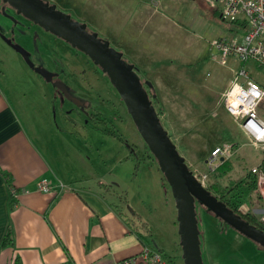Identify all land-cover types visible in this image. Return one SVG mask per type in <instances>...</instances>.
Listing matches in <instances>:
<instances>
[{
	"label": "rangeland",
	"instance_id": "1",
	"mask_svg": "<svg viewBox=\"0 0 264 264\" xmlns=\"http://www.w3.org/2000/svg\"><path fill=\"white\" fill-rule=\"evenodd\" d=\"M45 1L70 14L72 19L87 24L90 31L97 32L99 37L108 40L113 48L124 54L127 62L135 65V70L146 89L152 90L153 105L156 110H162L161 122L192 170L207 173L206 160L216 146L223 143L238 144L235 153L227 159L233 161L232 169L224 176L215 177L210 174L208 187L211 190H214L213 184L221 192L223 188L220 185H228L233 179H246L249 169L262 161L264 151L250 143L244 130L224 106L215 103L213 108H203L198 101H190L189 108H185L184 111L179 108L182 114L185 113L187 116L185 123L175 124L176 109L166 108L164 105L162 107L159 100L165 95L163 89H175L178 86L176 76L183 72H193L199 75V78L210 71L212 74L216 72L221 75L223 81H227L231 76L228 70L236 68L235 66L241 68V63L234 59H230L228 65L222 66L209 58L212 40L222 37L230 39L243 33L239 25L236 26L221 18L220 9L212 8L205 0H164V7H161L163 12L184 22L186 30L182 45L192 44L196 51L192 50L193 56L188 59L181 56L188 48L176 52L177 59H157L156 40L167 39L177 44L176 37L179 33L174 37L152 35L150 39H145L147 48L143 52L142 62L140 53L136 51L134 39H130L128 43L124 42L123 48L115 42L117 34L110 27V12L98 6V3L92 0ZM148 1L155 3L154 0ZM10 9L12 7L0 0V86L26 127L32 132L38 131L42 135L40 143L44 145L47 135L42 134L41 130L51 129L50 132L54 137L61 138L57 134V128L62 130V127L67 126L65 119L74 118L84 125L88 123L85 127L82 125L78 130L71 131H74L85 144L80 152L89 157L93 167L92 174L87 175L86 178L92 185H96L95 190L104 192L108 198H117L122 203H126L130 209V211L126 210L128 215H133L131 212L135 213L134 210L142 215H154V229L156 225L163 224L166 218L167 223L175 224V229L178 231V210L172 188L109 77L101 68L96 67L86 54L80 53L81 56H78L71 52L77 50L70 43L46 32L32 21L23 19L14 12V9ZM15 18L19 22H16ZM33 33H39L51 41L49 47H44L47 64L42 62L36 48L29 49L28 41L35 36ZM7 36L29 51L33 66L7 43L5 40ZM22 36L28 38L24 39ZM36 37L34 39L38 40ZM52 45L54 49L50 48ZM64 47L71 51L65 50ZM40 50L43 51L42 46ZM61 57L65 59L63 61L65 65L61 62ZM45 66L54 68L53 70L68 83L79 85L81 91L92 92L88 94L91 100L95 93L93 101L96 103L94 108H98V119H83L79 117V107L75 106L71 99L67 98L68 101L64 98L62 101L61 97L65 95L63 90L55 81H48L39 72V69L46 68ZM243 66L254 80L264 85V71L257 63L250 61ZM65 69L63 75L62 70ZM148 82L149 86L146 85ZM214 112L216 115L213 116ZM260 114L264 117V103ZM59 148L67 151L63 144H60ZM67 148V154L77 152L68 144ZM78 162L81 165L83 161ZM252 198L255 199L256 196L253 195ZM249 199V195L246 196L244 203H247L248 207L252 206V212L259 216L261 212L259 208L262 209L263 206L253 200L250 202ZM206 209L200 204L197 205L201 229L200 240L206 264H264V248L238 230L211 216L212 214ZM128 215L126 216L131 219ZM141 227L143 228L144 225H140ZM177 231L178 243L174 244L172 249L166 248L163 254L172 258L173 264H184L183 248ZM162 234V239L166 243L170 242V232L165 231Z\"/></svg>",
	"mask_w": 264,
	"mask_h": 264
},
{
	"label": "crops",
	"instance_id": "2",
	"mask_svg": "<svg viewBox=\"0 0 264 264\" xmlns=\"http://www.w3.org/2000/svg\"><path fill=\"white\" fill-rule=\"evenodd\" d=\"M92 1L110 12V27L117 34L115 42L121 48L124 42L134 39L142 62L147 48L145 39L152 35L174 37L179 33L177 44L167 39L156 40L157 59H177L176 52L187 48L181 56L188 59L193 56L192 50L196 51L192 44L182 45L186 30L184 22L163 12L164 0H154L155 3L148 0ZM214 52L211 46V60ZM235 67L228 70L231 76L227 81H223L219 73L212 74L211 71L201 78L193 72L177 75L178 86L163 89L165 95L159 99L161 106L176 109L175 124L185 123L187 116L185 113L183 116L179 108L182 111L189 108L190 101H198L203 108H213L215 103L223 106V92L240 68ZM65 121V128H57L61 138L54 137L51 129L41 130L47 135L44 145L41 144L42 135L26 127L0 86V264H14L15 257H20L23 264H115L118 260L139 256L144 247L162 254L166 248L172 249L178 243L175 224L170 225L165 218L163 224L156 225L154 229V215H142L137 210H134L136 215L134 212L128 215L126 210L130 209L126 203L95 190L96 185L86 178L92 174L93 167L89 157L80 152L85 144L71 131L88 123L80 124L74 118ZM60 144L67 151L68 144L77 152L67 154L59 148ZM79 160L84 163L80 165ZM4 174L11 175L13 185L20 189L18 197L12 195ZM43 179L52 184L61 182L65 188L58 194L39 191V183ZM132 219L135 220L133 223ZM140 225L144 227L140 228ZM9 230L13 245L1 249ZM165 231L170 232L171 237L167 243L162 239ZM165 259L168 262L172 260L169 257ZM135 264L151 263L140 259Z\"/></svg>",
	"mask_w": 264,
	"mask_h": 264
},
{
	"label": "water",
	"instance_id": "3",
	"mask_svg": "<svg viewBox=\"0 0 264 264\" xmlns=\"http://www.w3.org/2000/svg\"><path fill=\"white\" fill-rule=\"evenodd\" d=\"M2 2L25 19L88 55L109 77L172 188L178 210V233L183 248L184 264H205L197 203L264 247V229L244 220L218 196L203 187L196 178L161 122L150 93L135 70V65L127 62L122 52L113 48L108 40L99 37L97 32L90 31L87 24L72 19L70 14L59 10L48 1L2 0ZM5 40L33 66L26 48L14 43L10 38L6 37ZM39 72L48 81L53 79L52 74L45 68H40ZM56 84L61 90L65 89L63 83ZM149 84L146 83L148 86ZM63 99L64 97H61L62 101Z\"/></svg>",
	"mask_w": 264,
	"mask_h": 264
},
{
	"label": "built area",
	"instance_id": "4",
	"mask_svg": "<svg viewBox=\"0 0 264 264\" xmlns=\"http://www.w3.org/2000/svg\"><path fill=\"white\" fill-rule=\"evenodd\" d=\"M205 1L212 8L220 9L221 18L224 21L235 24L244 23L245 25L241 36L230 39L222 37L211 42L212 48L215 49L212 59L222 66L228 65L230 59L241 63V68L236 71L229 87L223 92L222 104L226 111L239 123L250 143L264 151V117L260 114V109L264 103V85L254 80L243 66V64L254 61L264 71V0ZM234 144L223 143L210 152L206 160L207 173L192 170L203 187L208 188L210 174L216 172L226 157L235 153ZM249 173L255 181V189L249 200L263 206L258 221L264 226V167L262 161L253 165L249 169ZM38 188L39 191L45 193L58 194L65 186L61 182L52 184L47 179H43ZM24 192L27 193L29 190H24ZM12 195L18 197V190L15 186L12 188ZM253 195L256 196L255 199L252 198ZM247 205V203L241 205V213H253V207ZM262 209L259 208V210ZM140 259L150 261L153 264H170L161 252L148 247H144L139 256L124 258L116 261L115 264H135Z\"/></svg>",
	"mask_w": 264,
	"mask_h": 264
},
{
	"label": "trees",
	"instance_id": "5",
	"mask_svg": "<svg viewBox=\"0 0 264 264\" xmlns=\"http://www.w3.org/2000/svg\"><path fill=\"white\" fill-rule=\"evenodd\" d=\"M231 24H235V23H231ZM236 25H239L242 29L245 28L244 23H236ZM151 91L152 90H150L149 93H150V96L152 95L151 96V98H152L153 94H151L152 93ZM157 112H158L159 117L161 118L162 110L161 111L157 110ZM237 145L238 144H236V143L234 144V149L236 147H238ZM262 164L264 167V156L262 159ZM232 167H233V161L232 160L224 161L222 163V165H220L218 167L216 172L212 173V175L215 177L224 176L229 170L232 169ZM4 176L6 177L8 186L13 188L14 185H13V181H12V176L9 174H4ZM220 186L223 188V191H221V192L217 189V186L214 184H213L214 190H211L209 187L207 189L210 190L216 196H218L224 203H226V205L229 208H231L232 210H234L237 213V212H240L241 205L244 203L246 196L249 195V197H250L253 190L255 189V181L251 177L250 173H248L246 179H241V180L233 179V180H230L228 185H225V186L220 185ZM19 193H20V189H18V194ZM13 200H15V199H13ZM244 217L250 223L255 224L261 228H264V226L261 225V223H259L258 216L256 214L249 212V213H246ZM131 222L133 223L134 221L131 220ZM11 245H13V237H12L11 231L9 230L4 236V240H3V243L1 245V249L7 248ZM169 263L172 264V260H169ZM14 264H23L20 257H17V258L15 257Z\"/></svg>",
	"mask_w": 264,
	"mask_h": 264
},
{
	"label": "flooded vegetation",
	"instance_id": "6",
	"mask_svg": "<svg viewBox=\"0 0 264 264\" xmlns=\"http://www.w3.org/2000/svg\"><path fill=\"white\" fill-rule=\"evenodd\" d=\"M10 10H13V9H10ZM14 12H16L15 10H14ZM19 16H21L23 19H25L22 15H19ZM26 20V19H25ZM15 21L16 22H19L16 18H15ZM35 25H37V24H35ZM37 26H39V25H37ZM40 27V26H39ZM42 28V27H41ZM42 29H44V28H42ZM46 31V30H45ZM46 32H48V31H46ZM50 33V32H49ZM33 35H35L33 38H31V40H29L28 42H29V49L30 50H34V48H36L37 49V52H39V54H40V58H41V60H42V62L44 63V64H47L48 62V60H47V58H46V55H45V53H44V47L46 46V47H49L50 45H51V41L49 40V39H47L45 36H43V35H40L39 33H33ZM37 36V37H36ZM8 37V36H7ZM18 37H20V39H21V35H19ZM38 38V40H36V39H34V38ZM8 38H10V37H8ZM22 38H24V39H27L28 37H26V36H22ZM17 38L15 37V40H16ZM19 39V40H20ZM12 40V39H11ZM63 40V39H62ZM13 41V40H12ZM33 41V42H32ZM16 42V41H15ZM68 43V42H67ZM50 44V45H49ZM69 44V43H68ZM40 46H42V49H43V51H41L40 50ZM73 47V46H72ZM50 48H52V49H54V46L52 45V47H50ZM49 48V49H50ZM65 48V50H69V51H71L70 49H68V48H66V47H64ZM74 48V47H73ZM75 50H77L76 52H74V51H71V52H73L75 55H78V56H81L80 55V53H83V52H81L80 50H78V49H76V48H74ZM61 53V55L63 56V53L62 52H60ZM85 54V53H84ZM88 56V55H87ZM89 57V56H88ZM61 59V62L63 63V61H65V59L63 58V57H61L60 58ZM90 59V58H89ZM51 61V64H53L54 66H55V64L52 62V60H50ZM60 62V63H61ZM94 63V62H93ZM39 64H41V63H39ZM64 64V63H63ZM95 64V63H94ZM65 65V64H64ZM96 65V64H95ZM46 67V66H45ZM50 67V68H49ZM49 67H46L45 69L46 70H48L51 74H52V76H53V79L51 80V81H55V82H61V83H63L64 85H65V89L63 90V93L65 94L64 95V98H65V100H68L67 98H69V99H71L74 103H75V106H78L79 107V109H78V111H79V117H83V119H98V108L96 107V108H94L95 107V104L96 103H94V99H95V93H94V97H93V99L91 100L90 99V96L88 95V94H90V93H92V92H90V91H85V92H83V91H81L80 90V88H79V85L78 86H75L74 84H71V83H68L67 82V80L65 81L64 79H63V77L61 78V76H60V74L57 72V71H55V70H53L52 68H51V66H49ZM96 67H99L98 65H96ZM100 68V67H99ZM97 69V68H96ZM64 72H66V69L65 70H62V73H63V75H64ZM62 75V76H63ZM64 77H66V76H64ZM73 77H76V76H73ZM64 80V81H63ZM69 101V100H68ZM76 120V119H75ZM199 203H197V205H198ZM202 206V205H201ZM204 207V206H203ZM207 210V209H206ZM207 212L208 213H211V212H209L208 210H207ZM212 215H214L215 216V218H218L219 220H221L222 222H224V223H226L223 219H221L220 217H217L215 214H213V213H211ZM237 214H239V215H241L242 216V218L244 219V220H246L245 219V214H243V213H241V212H237ZM246 221H248V220H246ZM249 222V221H248ZM250 223V222H249ZM227 225H229L228 223H226ZM250 224H252V223H250ZM255 225V224H254ZM231 228H233L231 225H229ZM259 227V226H258ZM199 228H200V223H199ZM226 228H227V226H226ZM225 228V229H226ZM234 229V228H233ZM264 229V228H263ZM201 230V229H200ZM261 246V245H260ZM262 248H264L263 246H261ZM203 252V251H202ZM204 253V252H203ZM203 257H204V255H203ZM204 262H205V264H206V261H205V258H204Z\"/></svg>",
	"mask_w": 264,
	"mask_h": 264
},
{
	"label": "bare ground",
	"instance_id": "7",
	"mask_svg": "<svg viewBox=\"0 0 264 264\" xmlns=\"http://www.w3.org/2000/svg\"><path fill=\"white\" fill-rule=\"evenodd\" d=\"M230 157H231V156H229V157H226V158L224 159V161H225V160H227V159H229ZM224 161H223V162H224ZM141 260H143V261H146V260H144V259H141ZM146 262H149V263H151L150 261H146ZM151 264H153V263H151Z\"/></svg>",
	"mask_w": 264,
	"mask_h": 264
},
{
	"label": "clouds",
	"instance_id": "8",
	"mask_svg": "<svg viewBox=\"0 0 264 264\" xmlns=\"http://www.w3.org/2000/svg\"><path fill=\"white\" fill-rule=\"evenodd\" d=\"M263 229V228H262Z\"/></svg>",
	"mask_w": 264,
	"mask_h": 264
}]
</instances>
